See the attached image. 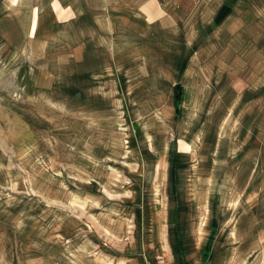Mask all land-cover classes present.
Listing matches in <instances>:
<instances>
[{"label": "rangeland", "instance_id": "1", "mask_svg": "<svg viewBox=\"0 0 264 264\" xmlns=\"http://www.w3.org/2000/svg\"><path fill=\"white\" fill-rule=\"evenodd\" d=\"M27 3L0 5V264H264V0H36L29 34Z\"/></svg>", "mask_w": 264, "mask_h": 264}, {"label": "crops", "instance_id": "2", "mask_svg": "<svg viewBox=\"0 0 264 264\" xmlns=\"http://www.w3.org/2000/svg\"><path fill=\"white\" fill-rule=\"evenodd\" d=\"M3 1L4 0H0V5H3ZM21 1H23V0H9L10 5H19V3H21ZM35 1L36 0H25V2H28L27 5H29L28 6L29 8H26V11H35L33 14V17H31V22L28 26V34H29V31H30V33H33L34 31H36L35 29H36V26L38 23V12L37 11H38V9L41 8V5L37 6V3H35ZM31 5H32V8H30ZM35 5H36V7H35ZM31 25H32V27H31ZM29 27H31V28H29ZM29 36L32 37L31 35H29Z\"/></svg>", "mask_w": 264, "mask_h": 264}, {"label": "trees", "instance_id": "3", "mask_svg": "<svg viewBox=\"0 0 264 264\" xmlns=\"http://www.w3.org/2000/svg\"><path fill=\"white\" fill-rule=\"evenodd\" d=\"M179 89H180V85H179ZM177 99L180 100L181 99V92H179Z\"/></svg>", "mask_w": 264, "mask_h": 264}]
</instances>
